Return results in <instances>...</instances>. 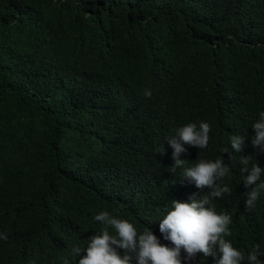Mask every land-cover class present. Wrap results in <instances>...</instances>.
<instances>
[{
	"label": "trees",
	"instance_id": "trees-1",
	"mask_svg": "<svg viewBox=\"0 0 264 264\" xmlns=\"http://www.w3.org/2000/svg\"><path fill=\"white\" fill-rule=\"evenodd\" d=\"M261 110L264 0H0V264L74 260L104 210L171 245L159 230L171 200L208 190L171 172L165 140L201 120L209 145L182 158L222 156L233 191L214 203L232 215L229 239L264 250V194L246 208L238 163L264 167Z\"/></svg>",
	"mask_w": 264,
	"mask_h": 264
},
{
	"label": "clouds",
	"instance_id": "clouds-1",
	"mask_svg": "<svg viewBox=\"0 0 264 264\" xmlns=\"http://www.w3.org/2000/svg\"><path fill=\"white\" fill-rule=\"evenodd\" d=\"M144 95L150 98L151 90L146 89ZM251 127L254 130L252 146L264 151V110L259 111ZM211 133L210 122L192 121L175 128L165 140L173 149L171 172L177 174L179 170V177L194 183L198 189L208 190L199 198L193 194L188 200H171L159 219V230L171 245L161 243L150 228L141 230L130 218L104 210L94 216L100 224L99 229L87 240L85 247L73 246L71 255L74 260L65 257L63 264H75L77 257H80L78 264H196L197 257H212L214 264H261L264 250L257 245L245 253L235 246L229 239L232 215L218 211L214 203L233 191L224 183L232 173L230 165L222 156L196 159L191 165V160L182 158L189 147L207 149ZM229 144L231 151L226 147L222 153L230 152L232 160L235 158L233 154L238 155L246 147L245 135L232 134ZM238 157L243 174L241 181L248 189L245 193L246 208L251 209L264 194V167L252 156ZM8 239L6 232H0V241ZM82 252L86 254L82 255Z\"/></svg>",
	"mask_w": 264,
	"mask_h": 264
}]
</instances>
